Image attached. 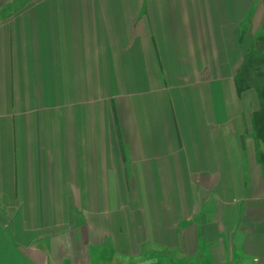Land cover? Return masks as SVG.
Returning a JSON list of instances; mask_svg holds the SVG:
<instances>
[{
	"label": "crops",
	"instance_id": "obj_1",
	"mask_svg": "<svg viewBox=\"0 0 264 264\" xmlns=\"http://www.w3.org/2000/svg\"><path fill=\"white\" fill-rule=\"evenodd\" d=\"M263 7L0 0V264H264Z\"/></svg>",
	"mask_w": 264,
	"mask_h": 264
},
{
	"label": "trees",
	"instance_id": "obj_2",
	"mask_svg": "<svg viewBox=\"0 0 264 264\" xmlns=\"http://www.w3.org/2000/svg\"><path fill=\"white\" fill-rule=\"evenodd\" d=\"M235 88L237 94L248 90H253L259 100L264 103V34H259L254 38L247 49L240 69L235 76ZM261 113V114H260ZM258 117V119H257ZM252 124V133L257 162L264 172V130L260 127L264 125V113L260 110L252 113L249 117ZM258 124H260L258 126Z\"/></svg>",
	"mask_w": 264,
	"mask_h": 264
},
{
	"label": "rangeland",
	"instance_id": "obj_3",
	"mask_svg": "<svg viewBox=\"0 0 264 264\" xmlns=\"http://www.w3.org/2000/svg\"><path fill=\"white\" fill-rule=\"evenodd\" d=\"M257 110H260L262 113H264V103H263V105H262V102H259V100H258V108H257ZM256 110V111H257ZM255 111V112H256ZM261 114V113H260ZM257 119H258V117H257ZM260 124H258V126H259ZM249 126H250V133H252L254 130H252V124L250 123V120H249ZM260 130H264V125L263 126H261L260 127ZM170 256H167V257H165V256H163L162 258H163V260L165 261V259H174V257L172 256L171 258H169ZM165 258V259H164ZM175 261H177L178 263H180L181 261H179V260H175ZM168 263H170L171 264V261H167Z\"/></svg>",
	"mask_w": 264,
	"mask_h": 264
}]
</instances>
